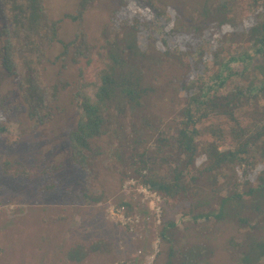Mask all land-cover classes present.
<instances>
[{
  "label": "trees",
  "instance_id": "1",
  "mask_svg": "<svg viewBox=\"0 0 264 264\" xmlns=\"http://www.w3.org/2000/svg\"><path fill=\"white\" fill-rule=\"evenodd\" d=\"M91 1L81 0L73 13L64 15L78 28L62 40V19L51 16L47 0H0V120L22 110L29 124L22 120L19 132L28 141L33 140L30 127L49 130L51 144L63 147L58 156L66 155L74 175L81 174L84 198L99 199L88 192L102 171L122 181L132 178L161 196L186 219L187 228L202 236L219 222L232 221L236 232L226 246L231 264L264 259V0H215L203 12L213 23L206 54L201 29L171 14L161 0H115L102 42H91L83 28ZM151 23L158 24L159 37L147 49L140 46L138 31ZM56 43L61 50L51 58ZM231 43H236L233 54L226 50ZM198 49L201 64L211 63L209 73L198 79L190 74L189 61L178 65L193 82H181L185 103L174 123L164 122L153 113L154 97H164V86L180 79L166 80L163 73L170 59L190 57ZM95 56L100 68L89 79L87 69ZM49 65H56L50 78ZM66 96L69 106L61 105ZM63 116L68 129L61 138L57 123ZM6 130L0 126V132ZM42 154L39 145L30 160L39 174L56 182L61 160L58 165L42 163ZM1 171L4 176L31 175L23 163L0 153ZM118 206L127 215L135 212L127 201ZM177 229L167 220L159 227L166 244L163 264H199L213 254L200 243L177 245ZM106 249L105 239L95 238L68 255L78 264Z\"/></svg>",
  "mask_w": 264,
  "mask_h": 264
},
{
  "label": "rangeland",
  "instance_id": "2",
  "mask_svg": "<svg viewBox=\"0 0 264 264\" xmlns=\"http://www.w3.org/2000/svg\"><path fill=\"white\" fill-rule=\"evenodd\" d=\"M80 1L47 0L51 16L62 19L59 33L62 40L71 38L78 28L77 23L64 15L73 13ZM161 1L170 7L171 14H179L187 24L201 29L202 52L209 53L212 31L208 29L213 23L203 12L209 10L215 0ZM116 6L115 0H92L88 4L83 28L91 42H102V27L110 22ZM158 22L162 23L160 20ZM158 31L157 23L142 26L138 31L140 46L148 49V44L158 39ZM214 40L217 38L214 37ZM172 46L177 49L173 42ZM226 47L229 54L237 50L236 43ZM60 50V44L56 43L50 51V57L53 58ZM199 52L200 49L190 57L170 59V69L163 73L162 78L168 75L166 80L176 77L180 82H168V86H164V97H154L153 100V113L163 118L164 122H173L174 114L185 103L186 92L180 89L181 82H186V78L193 82L192 77L184 75V67L178 65L183 66L189 61L190 74L195 73L196 78L203 80L207 77L211 63L201 64ZM99 68L95 56L92 65L87 69V77L93 79ZM55 69L56 65H49L46 76H54ZM11 86L9 83L8 87ZM3 89L5 91L8 88L4 85ZM69 104V96L62 99L61 105ZM5 105L9 107L8 102ZM22 115V110H16L6 115L9 120H0V126H6L7 129L0 132L1 155L12 163H23L26 170L31 172L28 177L4 176L0 172V264H77L69 257V250L95 238L105 239L107 251L90 253L78 264H155L156 260L163 264L166 259V244L160 240L159 227L164 220L173 221L177 225V245L200 243L205 249L213 250V254L199 264H231L232 258L226 246L228 237L236 232L232 221H221L212 233L202 236L192 227L187 228L186 219L166 206L164 199L157 193L144 192L136 180L129 178L122 181L117 174L105 171H102L94 189L88 192L89 195L96 193L101 198L93 202L84 198L81 195V174L74 175L70 164L66 162V155L58 156L63 147L56 149L50 142L51 132L43 128L30 127L29 133L33 140L28 141L19 132L22 120L26 125L29 124ZM16 117L21 120L15 121L13 118ZM61 118L57 123V127H61L57 134L63 138L68 127L63 125L65 116ZM66 119L69 121L71 117ZM39 145L44 147L42 163L58 165L57 159L61 160L56 172V182L39 174V170L30 160ZM121 201L131 203L135 212L127 215L125 209L118 206ZM158 253L161 254L157 257ZM254 264H264V259Z\"/></svg>",
  "mask_w": 264,
  "mask_h": 264
},
{
  "label": "built area",
  "instance_id": "3",
  "mask_svg": "<svg viewBox=\"0 0 264 264\" xmlns=\"http://www.w3.org/2000/svg\"><path fill=\"white\" fill-rule=\"evenodd\" d=\"M141 187H143V186H141ZM143 191H144V192H149V191H148L146 188H144V187H143Z\"/></svg>",
  "mask_w": 264,
  "mask_h": 264
}]
</instances>
